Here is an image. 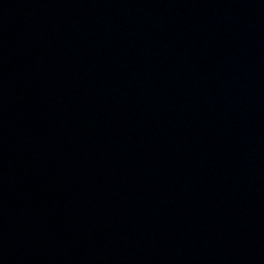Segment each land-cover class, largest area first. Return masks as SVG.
<instances>
[{
    "label": "water",
    "instance_id": "water-1",
    "mask_svg": "<svg viewBox=\"0 0 264 264\" xmlns=\"http://www.w3.org/2000/svg\"><path fill=\"white\" fill-rule=\"evenodd\" d=\"M0 264H264V0H0Z\"/></svg>",
    "mask_w": 264,
    "mask_h": 264
}]
</instances>
